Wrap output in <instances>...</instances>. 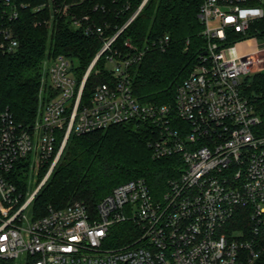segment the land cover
I'll return each instance as SVG.
<instances>
[{
	"label": "built area",
	"instance_id": "1",
	"mask_svg": "<svg viewBox=\"0 0 264 264\" xmlns=\"http://www.w3.org/2000/svg\"><path fill=\"white\" fill-rule=\"evenodd\" d=\"M1 5L0 55L19 47L7 22L32 1L0 0ZM47 6L63 14L69 3L42 1L35 10ZM137 13L111 37L89 16L74 17V27L103 41L82 78L70 58L55 55L46 63L51 94L41 98L34 121L18 123L8 110L1 113L0 264L21 258L24 264H252L263 254L264 121L242 84L264 69V44L241 55L236 46L257 40L247 34L252 22L264 17V0H203L199 17L207 45L177 87L174 104L139 101L130 69L146 49L122 55L114 47ZM236 34L243 38H230ZM168 38L159 42L163 49ZM103 54L111 80L95 84L85 100L87 80ZM121 123L150 129L153 157L181 156V175L167 191L156 198L148 182L136 178L116 186L95 210L74 201L29 218L25 211L38 191L22 203L9 177L16 165L28 156L40 165L53 160L49 176L72 133ZM241 210H247L249 223L236 227ZM125 222L136 226L137 236L108 246L114 227Z\"/></svg>",
	"mask_w": 264,
	"mask_h": 264
},
{
	"label": "trees",
	"instance_id": "2",
	"mask_svg": "<svg viewBox=\"0 0 264 264\" xmlns=\"http://www.w3.org/2000/svg\"><path fill=\"white\" fill-rule=\"evenodd\" d=\"M20 8L17 19L8 20L18 40L16 51L0 55V115L12 113L18 123L31 124L41 98L51 94L47 80L48 64L55 55H64L75 64L79 79L103 46L96 34L86 35L73 25L74 17L89 16L102 25L107 36L115 35L139 10L144 0H62L69 3L67 13L53 14L49 6L35 10L39 2L31 0ZM203 0H147L114 43L122 55L146 49L145 55L131 67L133 93L143 103L174 104L177 87L196 68L207 40L199 13ZM2 5L0 6V13ZM168 38L166 47L160 45ZM247 36L264 39V17L252 22ZM231 39L243 38L236 34ZM129 41L132 47L126 44ZM105 54L87 80L84 99L93 86L110 81ZM243 94L264 121V69L245 77ZM150 129L132 123L115 124L86 134L72 133L45 183L32 200L33 218L62 208L74 201L85 202L91 210L113 189L129 180L144 178L156 198L179 178L183 161L179 155L155 158L148 146ZM53 160L43 166L50 168ZM33 157L22 159L10 172L22 200L32 184ZM42 176L40 175V178ZM249 223L247 210L237 216V226ZM131 222L116 225L108 246L127 244L137 236ZM252 264H264V252Z\"/></svg>",
	"mask_w": 264,
	"mask_h": 264
},
{
	"label": "rangeland",
	"instance_id": "3",
	"mask_svg": "<svg viewBox=\"0 0 264 264\" xmlns=\"http://www.w3.org/2000/svg\"><path fill=\"white\" fill-rule=\"evenodd\" d=\"M259 44L260 45L264 44V39L244 40V41H241L236 46V49H237V52L241 55V54L249 53V52L256 50L258 48ZM107 67H111V65L108 64ZM31 170H32V173H31L32 184L28 188L26 195H25L26 198L22 200V203H24L29 197H31L36 192V190L38 189V187L40 186L42 181L45 179V177L49 173L50 168H46L43 165H40L34 159L32 166H31ZM40 175L42 176L41 178H40ZM0 205H1V200H0ZM1 209H2V207H1ZM25 212L29 218L33 217L32 204L26 209ZM23 261H24V259L21 258V259L14 261V262H15V264H24Z\"/></svg>",
	"mask_w": 264,
	"mask_h": 264
},
{
	"label": "water",
	"instance_id": "4",
	"mask_svg": "<svg viewBox=\"0 0 264 264\" xmlns=\"http://www.w3.org/2000/svg\"><path fill=\"white\" fill-rule=\"evenodd\" d=\"M147 2V0H144L143 4L141 5V7L139 8V10L137 12H139L141 10V8L143 7V5ZM48 176L42 181V183L40 184V186L38 187L37 191L42 187V185L45 183V181L47 180Z\"/></svg>",
	"mask_w": 264,
	"mask_h": 264
}]
</instances>
